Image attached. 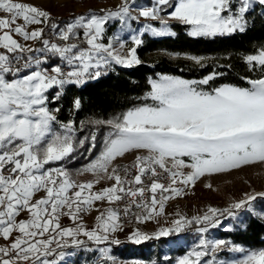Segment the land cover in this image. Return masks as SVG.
<instances>
[{
	"label": "snow or ice",
	"instance_id": "6c2138e0",
	"mask_svg": "<svg viewBox=\"0 0 264 264\" xmlns=\"http://www.w3.org/2000/svg\"><path fill=\"white\" fill-rule=\"evenodd\" d=\"M133 5L136 0H122L114 11L101 9L104 14L98 15L89 10L57 23L45 8L0 0V239L5 241L0 244V264H60L66 255H75L63 249L84 245L79 239L81 234L97 245H120L115 234L123 231L122 217L128 223L131 218L146 223L162 216L165 201L171 195H181V190L172 185L194 187L201 177L264 166V74L256 79L245 77L248 87H203L225 75L218 69L231 65H216L199 80L157 73V78H149L150 91L142 97L151 103L134 106L111 119L79 124L57 119L60 107L50 109L48 105L62 99L66 86H83L114 72L117 66L131 69L142 65L137 49L145 43V34L176 37L170 21L185 26L187 35L194 39L215 40L242 34L248 29V14L256 8L264 9V0H153L150 6ZM141 18L157 23H145L132 30V46L128 47V40L120 34L109 38L108 43L102 42L109 21H119L121 31H128L131 22L139 23ZM45 28L50 36L46 37ZM28 41L40 46L33 47ZM167 54L181 56L178 52ZM53 58L59 63L46 67ZM183 58L201 69L208 67V57L184 54ZM244 60L250 70L258 65L264 73V47ZM54 88L50 99L48 93ZM81 107V99L73 98V110ZM86 123L92 126L91 131L78 136ZM101 126L109 129L102 150L77 172L93 173L96 179L78 183L64 165L86 144L87 154L95 149ZM126 154L134 156V163L121 168L117 161ZM132 171L136 174L129 180ZM162 175L170 179V185L160 182ZM104 179L114 183L93 194L94 184ZM205 187L212 188V184L206 183ZM86 191L89 194L85 196ZM146 192L150 195L146 196ZM257 197L264 199V191L246 192L228 208L209 207L202 216H181L173 227H162L153 233L137 228L128 235L127 242L140 245L199 225L196 231L201 234L197 245L200 250L193 249L177 264H201L204 257H209L204 264H264V249L247 250L204 235L221 225V217L239 219L240 211L264 222V211L256 212L252 204ZM105 200L124 201V206L103 211L97 208V223L91 230L82 223L76 227L61 225V217L76 223L82 220V212L92 210L94 202ZM133 207L140 213H134ZM25 213L27 218L20 219ZM236 227L246 228V221L239 220ZM228 230H232L231 225ZM98 251L100 259L96 264H120L110 246ZM218 251L244 255L226 261L218 258Z\"/></svg>",
	"mask_w": 264,
	"mask_h": 264
},
{
	"label": "trees",
	"instance_id": "16d2710c",
	"mask_svg": "<svg viewBox=\"0 0 264 264\" xmlns=\"http://www.w3.org/2000/svg\"><path fill=\"white\" fill-rule=\"evenodd\" d=\"M262 14H264V10L261 8H256L254 13L248 14L249 25L245 33H237L231 37L215 40L191 38L187 35L186 27L174 21L172 27L177 33L176 37L144 36L145 43L137 49L138 56L144 61L142 65L131 69L117 66L114 72L110 71L107 75L91 80L83 86H66L62 99L50 103L48 106L50 109L60 107V111L56 115L61 122L75 120L79 124L81 121L111 119L134 106L149 103L150 101H145L142 97L150 91L149 78H157V73L199 80L212 72L216 65H231V67L218 69L225 75L211 81L209 85L203 86L206 90L223 84L248 87L245 77L256 79L264 74L258 65L255 69L250 70L244 60L246 55L256 54L259 49L264 47V18H262ZM169 52H178L181 53V56L172 57L167 54ZM184 54L208 57V67L199 68L192 61L183 58ZM56 63L59 61L54 58L51 64ZM55 91V88L49 91L50 99ZM76 97L82 101V107L78 111L72 108V100ZM91 129L92 126L86 123L84 132L78 133V136L88 134ZM108 130L106 126L100 127L97 133L96 147L90 154L85 152L88 147L86 144L79 150V153L75 154L74 159L64 165L73 176L99 155L103 148V138ZM243 220L246 221V228L235 226L232 230L221 229L218 237L249 249H264V222L250 213ZM197 227L199 225H192L177 235L161 240L147 241L137 246L123 244V248L119 252L126 258H140L151 263L155 261L156 264H171L177 256L183 255L187 248L183 245L171 247L169 258L166 260L162 255L161 246L166 245L170 239H177L179 235H185L188 238L196 234ZM114 248L115 253L118 252L119 247L115 245Z\"/></svg>",
	"mask_w": 264,
	"mask_h": 264
},
{
	"label": "rangeland",
	"instance_id": "374dc122",
	"mask_svg": "<svg viewBox=\"0 0 264 264\" xmlns=\"http://www.w3.org/2000/svg\"><path fill=\"white\" fill-rule=\"evenodd\" d=\"M18 2L33 4L41 8H45L52 13L56 22L65 23L69 21L73 17V15L85 14L89 12V10L96 12L98 15L104 14L101 12V9L114 11L119 7L122 0H18ZM152 2L153 0H136V5L150 6ZM136 5H133V7L135 8ZM235 7L236 4H233V8ZM169 11H171V9ZM134 14L138 13L134 12ZM173 22L174 21H172V23ZM18 23H23V21H18ZM145 23L156 24L157 22L148 21L144 18H141L139 23L135 21L131 22L130 30L121 31V25L119 21H109V23L105 26L106 32L104 33V39L102 42L108 43L109 38L116 34H120L123 39L128 40V47H130L132 46L130 36L132 34H135L132 30H138ZM29 30H31V28ZM19 39L21 38L18 37V40ZM27 43L32 45L33 47L40 46L39 43L35 41H28ZM124 51L126 52L127 48H125ZM149 103H151V101ZM122 160L134 161V156L132 154H126L125 158L118 159V161ZM206 183H211L212 188L205 187ZM173 188L180 189L181 195H171V197L167 201H165L164 214L160 217L150 219L146 223L136 222L132 225H129L127 227L129 229V232L132 233L135 229L139 228L141 231L153 233L155 231H158L162 227H173V222L179 219L181 216H185L189 219L196 216H202L207 213L209 207H214L217 209L228 208L234 201L244 198V193L246 192L251 193L253 191H264V166H246L241 170L234 171L230 175L216 174L211 177H201L196 181L194 187H185L182 184L177 183L173 186ZM167 195H170V193H168ZM252 204L256 212L264 211V199L257 197V200L253 201ZM247 214L249 213L240 211L238 214L239 219L221 217V225L216 228H210L209 232L204 235L208 239H222L218 237L219 231L221 229H228L230 225L232 226V228H234L239 223V220H243ZM195 232L196 234L188 238L185 235H179L177 239H170V241L166 245L161 246V251L163 253L162 255L164 259L165 256L169 258V249L171 247H178L179 245H183L184 247H186L187 251L183 255L177 256L174 262H172L171 264H177V261L179 259L183 258L185 255H188V253L193 249L200 250L197 245L199 244V241L201 239V234L196 230ZM225 241L231 242L230 240ZM121 242V246L117 245L119 248H116L118 251L116 253L114 248L115 245L107 244H100L96 247L84 244L81 247L75 248L74 250L72 249L71 251H67L68 249H65L66 253H75V255H66L64 260L60 262V264H96V262L100 259L98 248L108 246L112 248L113 255L117 257L118 261H120V264H132L133 261L137 260L143 261L144 264H152L147 260H143L140 258H126V256L121 255V252L119 251H121V249L123 248L122 245L131 244L127 242V238ZM236 245L244 247L247 250H255L249 249L240 244ZM68 248L71 249L73 247ZM87 248L97 250L87 251ZM243 255V253H233L227 251L217 252L218 258L224 259L226 261L231 259H241L243 258ZM56 259L59 260V257H56ZM190 259H194V257H190ZM208 259L209 257L202 258L201 264H204V261Z\"/></svg>",
	"mask_w": 264,
	"mask_h": 264
},
{
	"label": "crops",
	"instance_id": "0c3cea01",
	"mask_svg": "<svg viewBox=\"0 0 264 264\" xmlns=\"http://www.w3.org/2000/svg\"><path fill=\"white\" fill-rule=\"evenodd\" d=\"M170 24H172V21H170ZM174 30V29H173ZM175 31V30H174ZM146 35V34H145ZM18 39V37H15ZM73 178L78 182V183H87L89 181H94L96 179V176L93 173L90 172H84L83 174H76L73 176ZM113 184L112 181L109 180H101L99 184H94V187L91 189V192L94 194L100 190H102L105 187H109ZM89 193L86 191L83 195H88ZM99 208L100 210H106L108 208H115L114 203H109L107 200L105 201H97L94 202L93 208L91 211L87 213H81L82 220L77 221L76 223H73L72 220H70L67 216L61 217V225L63 227H76L77 223H82L83 226L89 230L93 229L95 227V224L97 223L96 221V216L98 215V212L96 209ZM27 218V213L23 214L20 219H26ZM129 226V225H128ZM128 226H123V231L117 232L115 235L118 239L121 241H124L128 235L131 233L129 232V229L127 228ZM79 239L84 241V244L91 245L93 247H96L97 244H95L92 241H89L87 237L83 236L82 234L79 236ZM5 241L0 239V244H4ZM55 247V246H54ZM77 247H73L71 249H68L67 251H71L72 249L74 250ZM65 249H63L65 251ZM59 251V249H57Z\"/></svg>",
	"mask_w": 264,
	"mask_h": 264
},
{
	"label": "built area",
	"instance_id": "2783aa9c",
	"mask_svg": "<svg viewBox=\"0 0 264 264\" xmlns=\"http://www.w3.org/2000/svg\"><path fill=\"white\" fill-rule=\"evenodd\" d=\"M57 23H59V22H57ZM51 34L48 32V29L46 28V37L47 36H50ZM57 42H59V41H57ZM54 59V58H53ZM53 59L50 61V63L49 64H47V65H45L46 67H51L53 64H51V62L53 61ZM117 163H119L120 164V166H121V168H123V167H125V166H127V167H131L132 165H133V163H134V161H118ZM158 171H160L159 169H158ZM183 171L184 172H188L189 170L188 169H183ZM122 177H124L125 176V173L123 172V171H120V173H119ZM136 173H135V171H132L130 174H128V179L129 180H131L132 179V177L135 175ZM113 183H114V181H112ZM160 182L161 183H165L166 185H170V179H167V178H165L163 175L161 176V178H160ZM148 183V181L146 180L145 181V184H147ZM174 185H172L171 187H173ZM168 193H163V195H167ZM146 196H148V195H150V193H147L146 192V194H145ZM157 196H158V198L160 197V193L158 192L157 193ZM139 197H137V200L139 201ZM124 206V201H117V202H114V207L115 208H117V207H123ZM132 211L134 212V213H140V209H138V208H135V207H133V209H132ZM121 223H122V225L123 226H128V225H132V224H134V223H136V221H135V219L134 218H131V222L130 223H128V222H125V220H124V218L122 217V219H121Z\"/></svg>",
	"mask_w": 264,
	"mask_h": 264
}]
</instances>
